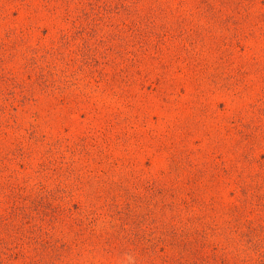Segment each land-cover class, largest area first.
<instances>
[{"label": "rangeland", "instance_id": "obj_1", "mask_svg": "<svg viewBox=\"0 0 264 264\" xmlns=\"http://www.w3.org/2000/svg\"><path fill=\"white\" fill-rule=\"evenodd\" d=\"M0 264H264V0H0Z\"/></svg>", "mask_w": 264, "mask_h": 264}]
</instances>
